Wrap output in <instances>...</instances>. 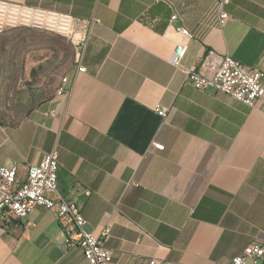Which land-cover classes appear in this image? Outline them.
I'll return each instance as SVG.
<instances>
[{
  "label": "crops",
  "instance_id": "obj_1",
  "mask_svg": "<svg viewBox=\"0 0 264 264\" xmlns=\"http://www.w3.org/2000/svg\"><path fill=\"white\" fill-rule=\"evenodd\" d=\"M2 1L96 21L83 71L69 38L0 33V165L23 180L57 148L50 195L75 203L87 231L110 228L113 264H221L264 239L262 100L197 89L185 73L208 50L264 73V0ZM0 264L89 263L56 213L36 206L0 228Z\"/></svg>",
  "mask_w": 264,
  "mask_h": 264
},
{
  "label": "built area",
  "instance_id": "obj_2",
  "mask_svg": "<svg viewBox=\"0 0 264 264\" xmlns=\"http://www.w3.org/2000/svg\"><path fill=\"white\" fill-rule=\"evenodd\" d=\"M228 1L217 0L218 6L222 7ZM172 18H175V15ZM227 19L229 14L221 10L219 24L223 25ZM94 21L96 20H77L69 13L0 0V31L12 29L15 25H33L64 33L76 45L74 60L80 71L84 70L79 63ZM176 30L188 37L191 36L184 27H176ZM185 50V44L176 47L171 58L175 66H180ZM185 73L187 80L197 89L223 92L248 106L262 100L264 106V73L258 68L244 65L227 54H213L208 50L196 65L185 69ZM65 84L66 78L63 77L58 94L66 91ZM166 111V108L157 109V113L162 116ZM155 146L163 148L162 144ZM57 169V148L45 153L38 163L30 164L23 180L18 179L15 166L0 165V228H6L12 221L24 220L34 207L43 206L56 213L57 224L66 246L80 248L89 264H113L112 251L106 246L110 228H104L99 234L87 231L84 228L86 220L75 203L59 195H50L56 192ZM263 262L264 239L248 244L239 254L221 264Z\"/></svg>",
  "mask_w": 264,
  "mask_h": 264
},
{
  "label": "bare ground",
  "instance_id": "obj_3",
  "mask_svg": "<svg viewBox=\"0 0 264 264\" xmlns=\"http://www.w3.org/2000/svg\"><path fill=\"white\" fill-rule=\"evenodd\" d=\"M16 27H31V28H37V29H42V30L58 33V32H56L54 30H49V28H47V27H34L33 25H15L12 28H16ZM1 32H3V31H0V33ZM58 34L64 36L65 38H68L64 33H58Z\"/></svg>",
  "mask_w": 264,
  "mask_h": 264
},
{
  "label": "rangeland",
  "instance_id": "obj_4",
  "mask_svg": "<svg viewBox=\"0 0 264 264\" xmlns=\"http://www.w3.org/2000/svg\"><path fill=\"white\" fill-rule=\"evenodd\" d=\"M5 32V31H4ZM3 33V32H2ZM73 57H74V47H73Z\"/></svg>",
  "mask_w": 264,
  "mask_h": 264
}]
</instances>
